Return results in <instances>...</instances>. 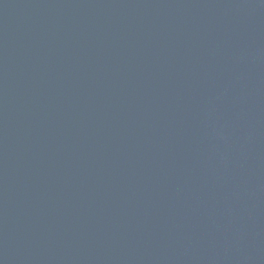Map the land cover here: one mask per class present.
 Returning a JSON list of instances; mask_svg holds the SVG:
<instances>
[{
	"label": "water",
	"instance_id": "95a60500",
	"mask_svg": "<svg viewBox=\"0 0 264 264\" xmlns=\"http://www.w3.org/2000/svg\"><path fill=\"white\" fill-rule=\"evenodd\" d=\"M0 264H264V0H0Z\"/></svg>",
	"mask_w": 264,
	"mask_h": 264
}]
</instances>
